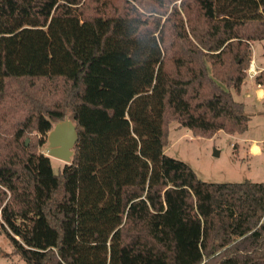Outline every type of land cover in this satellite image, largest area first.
I'll list each match as a JSON object with an SVG mask.
<instances>
[{"label": "trees", "instance_id": "trees-1", "mask_svg": "<svg viewBox=\"0 0 264 264\" xmlns=\"http://www.w3.org/2000/svg\"><path fill=\"white\" fill-rule=\"evenodd\" d=\"M262 39L264 0H0V231L23 264H264V182L166 154L174 121L248 130L234 91Z\"/></svg>", "mask_w": 264, "mask_h": 264}, {"label": "rangeland", "instance_id": "rangeland-1", "mask_svg": "<svg viewBox=\"0 0 264 264\" xmlns=\"http://www.w3.org/2000/svg\"><path fill=\"white\" fill-rule=\"evenodd\" d=\"M252 49L253 58L259 56L264 61V39L254 41ZM253 95L254 91L248 83L240 94L234 91V96L238 101L247 102L248 100L246 109L248 113L253 112L252 106L254 105L250 106L251 102L249 101ZM257 107L258 109H255L257 113L254 112L256 115H253L256 118L252 116V121H250L251 129L255 132L254 135H257L259 130L264 128V101L258 103ZM178 127L181 129H177ZM236 137L238 135H231L223 131L213 137L194 136L188 128L181 127L178 122L174 121L170 125V139L166 154L190 164L197 176L206 182L225 183L246 180L264 182V143H260L262 150L260 153L253 152L254 143H248V154L250 155H246L247 153L243 148L239 151L236 150ZM41 151L49 155L48 141ZM51 161L56 173L69 164L54 157H51ZM23 263L24 260L13 252L9 238L0 231V264Z\"/></svg>", "mask_w": 264, "mask_h": 264}, {"label": "crops", "instance_id": "crops-1", "mask_svg": "<svg viewBox=\"0 0 264 264\" xmlns=\"http://www.w3.org/2000/svg\"><path fill=\"white\" fill-rule=\"evenodd\" d=\"M252 62H254V65L259 70V72L264 70V61L261 57L257 56L256 58H253ZM247 83H248L249 87L252 88V90L254 91V95L252 96V99L249 98V101L251 102L250 106H252V104L254 105V106H252L253 112L248 113L246 110L248 107V105H247L248 100H247V102L246 101L245 102L241 101V102L244 103L246 113L251 118L250 121H252V116L256 115L255 113H257V112H255V109L256 110L258 109V107H257L258 103L264 101V86L256 83L255 76L252 77V76L248 75L246 77L244 83H243L241 91L243 90L244 87L247 86ZM241 91L239 92V94L241 93ZM253 117H255V116H253ZM177 129H181V128L178 127ZM254 134H255V132L252 131L251 122H250L248 130L244 134L238 135V137H236L237 138L236 150L239 151V150H241V148H243L247 153L246 155H250V154H248L249 153V150H248L249 147H247V144L252 142V143H254V147H252L253 152L254 153H260L262 151L261 147H260V143H262V142L264 143V128L260 129L259 133L257 135H254Z\"/></svg>", "mask_w": 264, "mask_h": 264}, {"label": "water", "instance_id": "water-1", "mask_svg": "<svg viewBox=\"0 0 264 264\" xmlns=\"http://www.w3.org/2000/svg\"><path fill=\"white\" fill-rule=\"evenodd\" d=\"M77 140V126L71 118L56 122L47 136L49 156L71 163Z\"/></svg>", "mask_w": 264, "mask_h": 264}, {"label": "built area", "instance_id": "built-area-1", "mask_svg": "<svg viewBox=\"0 0 264 264\" xmlns=\"http://www.w3.org/2000/svg\"><path fill=\"white\" fill-rule=\"evenodd\" d=\"M249 76H255L258 73V69L255 67L254 62L251 63L250 67L248 68Z\"/></svg>", "mask_w": 264, "mask_h": 264}]
</instances>
